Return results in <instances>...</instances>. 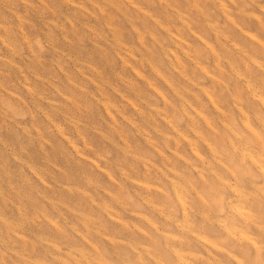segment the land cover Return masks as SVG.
<instances>
[{
	"label": "rangeland",
	"instance_id": "obj_1",
	"mask_svg": "<svg viewBox=\"0 0 264 264\" xmlns=\"http://www.w3.org/2000/svg\"><path fill=\"white\" fill-rule=\"evenodd\" d=\"M207 1L197 3L207 16L202 23L181 0H0V264H20L18 256L38 264H237L235 258L264 264V250L262 262L253 263L254 251L237 241L243 233L264 244L252 224L226 208L223 198L235 203L236 195L226 191L220 197L224 179L262 199V178L254 168L255 177L241 176L229 141L211 136L217 131L236 144V135H244L240 119L253 125L257 112L234 102L237 91L246 97L240 81L231 77L223 57L222 75L217 74L205 52L206 44L222 52L208 31L212 25L228 35L218 34L220 43L233 51L235 42L264 69V52L257 50L264 47V0H234L236 7L229 0ZM239 8L261 24L237 13ZM149 16L175 35V45L166 37L158 42L169 49L174 65H184L183 74L144 50L143 43L153 47L145 30H154L143 25ZM192 47L202 52L194 55ZM195 59L227 88V100L217 97L218 88L201 75ZM204 91L217 98L212 99L218 111ZM173 183L182 202L165 205L162 199H176L168 187ZM199 212L237 230L234 237L216 225L203 232ZM164 215L195 226L205 241L179 242L178 229Z\"/></svg>",
	"mask_w": 264,
	"mask_h": 264
},
{
	"label": "bare ground",
	"instance_id": "obj_2",
	"mask_svg": "<svg viewBox=\"0 0 264 264\" xmlns=\"http://www.w3.org/2000/svg\"><path fill=\"white\" fill-rule=\"evenodd\" d=\"M143 1L147 2L148 0H143ZM152 1H154V0H152ZM181 2L182 3L184 2V4L187 5L194 12V14H197V15L201 16L202 17V23H206V17L207 16H206V14H204V12L201 9H199L197 7V3H205V2H208L207 0H181ZM229 2L232 5H234V7H236V3L234 2V0H229ZM152 5L153 4L150 2V4H149L150 7H148V8L149 9L151 8L152 10H154ZM133 6L134 7L132 9H136L137 8L136 4H134ZM262 9L264 10V8H261V10ZM237 10H238L237 13L242 14V15H245V17L248 16L249 19H254L255 22L258 23V25L261 24L258 21V17L257 16L252 15L250 13H246V11H243L240 8L237 9ZM115 11L120 12L119 11V8L116 9ZM221 13H223V14L226 13V8H224L223 6H221ZM120 14H122V13L120 12ZM122 19H123V21L125 23H127L129 25V28H131L132 31L136 34L135 37L137 38V40H141L142 35L138 32L137 27L131 22V20L128 17L124 16V15H123V18ZM143 20L145 22L143 24L144 26H149L152 30H154V31H152L153 33H151L150 30H148V31L145 30V33L149 35L150 41H151V45L153 46L150 49V48H147L148 45L146 43H143L142 46H143V48H145L144 50L146 51V53H151L152 54V57H153V53H158V55L156 56V59L158 61L162 60V62H167L168 63L167 65H169L172 68H174V67H181V73L183 74V69H184L183 67H184V65H182L181 63H179V61L176 62L177 65H174L173 64V60H172L171 56L169 55V52H170L169 49L168 48H165L164 45H162L160 42H158V37H166V41H168L169 44L175 45V44L179 43L178 41L175 40L176 37H175V35H173V32L168 31V28L165 27V26H162L160 24V22L158 20H156L154 17H151V16H149V18H145L144 17ZM106 27H107V25H106ZM208 27H209L208 28V31H210L211 33H214L213 40L215 42L218 41L217 42V44L219 45L218 47L222 51L221 53L215 52L214 48L211 45H209V44H206L205 45V52L209 55L208 58L210 60H213L214 67L217 70V74L222 75V72L223 71L219 68L218 63H219L220 57L221 58L223 57L222 59L223 60H226V62H228V66H229L228 68L230 69L231 72H233V74H232L231 77L234 78V79L236 78V79H238L240 81V83H241L240 86H242L241 87V91L244 92L245 95H246L245 98H243V97L241 98L239 92L237 91V94H232V96H233L232 99L236 103L239 102V101H240L239 103H243V104L245 103V105H246L245 108H247V109L248 108H251L252 110H254L255 112H257L256 115H252L253 123H254L253 125L248 124L242 118L240 119V123H241V125L243 127V130H244V135L243 136H240L238 138H237V135H236V137H235L236 138L235 139L236 144H233L230 141L229 138H226V136H224V134H222L220 132H217V131L212 132L211 136L213 138H219V139H220V137H222V138L225 137V139H227L229 141L228 148H229V151H230V155L233 158H235L236 161H239V173H240L241 176H244L245 177V175H248V176L251 175L252 172H253L252 168H254L256 170V172L261 176L262 181L264 183V69L261 67V65L258 62L255 61L254 58H252L250 55H248L240 47V45L235 44V42H231V46L233 48V51L232 50H229L228 48H226V46L223 45L222 43H220V40H218V37H219L218 34H220L223 37H226V36L228 37V35L226 33L224 34L223 32L216 31L215 28L212 25H210ZM108 30H109L108 32L111 33L113 37H118L119 36V32L120 31H118V29H116V28H114L112 26H108ZM155 31H156V34L154 33ZM240 31L242 32L241 29H240ZM242 34L245 35L244 32H242ZM247 37L253 38L252 36H249L248 34H247ZM7 41H9V40H7ZM6 43H8V42H6ZM2 44H3V42H2ZM120 45L124 46L122 43ZM10 48H11V46H10ZM263 48L264 47H259L257 50L259 51V49H260L262 52H264V49ZM190 51L194 55H199V53L202 52V51L199 52V51L195 50L193 47L190 49ZM183 54L186 56V58H190V60H191L190 54L188 52H184L183 51ZM32 55H35V54H32ZM118 57H120V56H118ZM173 58H174L175 61L177 60V57H176L175 54H173ZM192 62L194 64V66L197 69H199V71L201 72V75L202 76H207L208 78H211V76H209L207 74V70L205 68H202L200 65L196 64L197 63V59L193 60ZM234 62L237 63V64H239V65H241L242 71H243L242 73H244L245 76H242V74L236 72L237 70L235 69L236 66H235V63ZM195 67H194V69H195ZM253 73H255L256 77L254 76ZM256 73H258V74H256ZM223 75H226V74L223 73ZM35 76H37V75H35ZM210 82L212 83V85L214 86V88H218V90H219V92L217 93V97L219 99L220 98L221 99L223 98V99L227 100V97L229 96V92L226 93V94H224V92H223V90H227V88L224 87V86H219V83L216 82L215 79H212L211 78L210 79ZM73 85H74V83H73ZM169 87H171V86H169ZM154 89H155V87H154ZM204 92H208V91H204ZM10 94H12V93H10ZM206 96L210 99L209 101L212 104V106L214 105L215 106L214 108L218 111V109L216 108L214 99H212L215 96H212L209 92L206 93ZM215 99H217V98L215 97ZM243 104H242V106L244 107ZM195 112H196V110H195ZM216 116H217V121L218 122L221 121L220 118H219V116L218 115H216ZM186 117H187L186 118L187 121H190V123L194 125L193 118H191L190 115H188V114H186ZM202 120H203V123H204L205 126H208L209 127L211 125L210 120H208L207 118L203 117ZM22 130H23V127H22ZM204 143L206 144V142H204ZM88 159H90V158H88ZM102 159H104V158H102ZM92 162H94V161H92ZM251 177H255V174L251 175ZM240 179L243 180L242 178H240ZM130 180H131V178H130ZM223 180L221 179L220 185H222L225 188V192H221L220 193V197L222 198L224 195L226 196L227 193H230V192L234 193L236 195V197H237V200L235 201V203H232L227 198H223V200L225 201L226 208H228L229 211H230V213H232L236 217V219L239 220L241 223H243V224H245L247 226H249L250 224H252V228L257 233V235H259L260 237H263L264 238V227L261 226L263 224V222H264V196L261 195V198L262 199H259L252 192H249V191L247 192V191L241 190L240 188L238 189L236 187L233 188L230 185L229 182H227V184H226V182L223 183ZM248 184L253 187V184L252 183H248ZM168 187L170 188V190L173 191V194L176 197V199L175 198H172V199L164 198V199H162V202L165 205H172L173 200L174 201L177 200V201L182 202L181 199H180L181 196H180L179 190H178L180 187L178 188L174 183L173 184H170V186H168ZM209 188L211 189V187H209ZM183 189L184 188L182 187L181 188V191ZM226 191H227V193H226ZM195 205L200 206L199 203H196ZM180 207H181L182 212H185V210L187 208L186 205L184 206V204H183V205H180ZM99 208H102L101 209V212L106 213L108 215V217L110 216L109 213L104 210L105 208H103L102 206H99ZM128 211L129 210H127V212ZM159 214H160V212H159ZM197 215L199 216L198 217L199 218V222H197V223H198V225L200 224L202 226V231L203 232H207V231L210 232L211 229H212V227L214 225H216L218 227H221L223 229V231H224V235H226L228 238L234 237V234L233 233H236L237 232V230L235 231V229H232L230 227L225 226L224 223L221 222V221H219L218 219H213L212 216L209 217L208 214L206 215L204 213H200L199 212V213H197ZM183 216H184V214H183ZM164 217L166 219V222L168 221V223L170 225H173L174 228L178 229V232H179V242L181 241L182 243L183 242L184 243H188V241L191 240V241H196V243H199L200 240L205 241V239L198 233V231L196 230L198 228H196L195 226L192 227L186 221L185 222H182L183 224H181L178 221H173L172 218L169 219L165 215H164ZM215 217H216V215H215ZM260 223H261V225H260ZM3 224H4L5 227L8 226V222H6V221ZM156 231H157V229H156ZM169 235H171V234H169ZM34 237H36L37 239H39V240L42 241V237L41 236H38L37 234L36 235L34 234ZM227 237H224V240H227L226 239ZM114 239H116V238H114ZM191 241L189 242V244H191ZM237 241L239 243L245 244L247 250L254 251V254H255L256 257H255V259H253V263L254 262L258 263L260 261L259 258L263 257L261 255L262 254L261 251L264 250V244L263 245H260L258 242H255L249 236H247V234L245 235L243 233H240L239 235H237ZM66 247H67V245H66ZM78 251H79L81 257H83V258H87L88 257V255H86V253L83 250H78ZM169 252H171V254H173V255H176L177 258L182 259V255H180L181 253H180L179 250H177V249H175L173 247H170L169 248ZM17 258H18V260L21 261V262H18L20 264H36V263L38 264L39 263L38 260H35V259H33V258L29 257V256H27V257H25V256H18ZM89 258H91L92 261H96L94 258H92L90 256H89ZM235 259L234 260H235V262L237 264H243L239 259H237V258H235ZM261 262L262 261H260V263ZM99 263L100 264H105V262H101V261ZM62 264H66V263H62ZM176 264H189V263H186L185 261L183 262V260H179V261H177Z\"/></svg>",
	"mask_w": 264,
	"mask_h": 264
}]
</instances>
